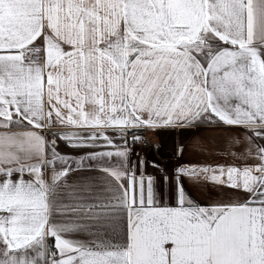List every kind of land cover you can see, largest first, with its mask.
I'll use <instances>...</instances> for the list:
<instances>
[{
	"label": "snow or ice",
	"instance_id": "obj_1",
	"mask_svg": "<svg viewBox=\"0 0 264 264\" xmlns=\"http://www.w3.org/2000/svg\"><path fill=\"white\" fill-rule=\"evenodd\" d=\"M205 125L231 163L131 160ZM0 264H264V0H0Z\"/></svg>",
	"mask_w": 264,
	"mask_h": 264
},
{
	"label": "crops",
	"instance_id": "obj_2",
	"mask_svg": "<svg viewBox=\"0 0 264 264\" xmlns=\"http://www.w3.org/2000/svg\"><path fill=\"white\" fill-rule=\"evenodd\" d=\"M239 129L232 130L230 132L224 126H201L197 129H164L154 131L157 135L166 133L167 135H173L174 138L169 144H175L174 140L180 138L181 134H184L182 140L178 141V148L183 146L182 156H178L179 167L187 163H199V164H215V163H231V157H225L219 150L225 148L226 143L232 137L233 132H238ZM177 148V152H178ZM148 174H156L152 170H145ZM185 187L189 191H193L194 195L198 197L201 203H211L214 200L221 198L220 189H212L211 186H198L195 187L190 181H185ZM227 191V190H224Z\"/></svg>",
	"mask_w": 264,
	"mask_h": 264
},
{
	"label": "rangeland",
	"instance_id": "obj_3",
	"mask_svg": "<svg viewBox=\"0 0 264 264\" xmlns=\"http://www.w3.org/2000/svg\"><path fill=\"white\" fill-rule=\"evenodd\" d=\"M158 147L155 150H139L132 149L131 160L133 162L143 160L145 162V170H152L156 172L157 169L152 167L153 164L159 165L160 168L168 172L170 178H172L174 170L179 167V159L177 155L178 141L182 140L185 136L180 135V138L174 140L175 144H169V142L174 138L173 135H167L162 133L160 136L157 134ZM59 150L66 154L76 155V153L63 144L60 145Z\"/></svg>",
	"mask_w": 264,
	"mask_h": 264
},
{
	"label": "built area",
	"instance_id": "obj_4",
	"mask_svg": "<svg viewBox=\"0 0 264 264\" xmlns=\"http://www.w3.org/2000/svg\"><path fill=\"white\" fill-rule=\"evenodd\" d=\"M144 142L136 144L132 149L139 150H155L158 147V139L154 131H144L143 132Z\"/></svg>",
	"mask_w": 264,
	"mask_h": 264
}]
</instances>
